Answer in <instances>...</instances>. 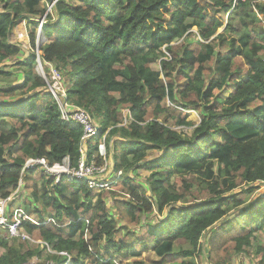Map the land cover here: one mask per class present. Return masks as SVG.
<instances>
[{
  "label": "trees",
  "instance_id": "trees-1",
  "mask_svg": "<svg viewBox=\"0 0 264 264\" xmlns=\"http://www.w3.org/2000/svg\"><path fill=\"white\" fill-rule=\"evenodd\" d=\"M48 1L55 4L42 28V64L64 74L69 102L88 110L101 133L110 129L107 145L115 170L150 173L147 188L127 177L120 182L131 199L117 204L132 217L139 210L165 218L149 219L145 237L131 233V241H115L117 221L106 202L115 195L95 192L83 180H63L54 184V193L35 196L42 201L43 211H35L41 225L25 224L57 252L46 258L65 264L67 258L58 254L66 252L72 264H117L116 257L139 259L150 243L158 257L166 258L175 253L177 240H185L191 248L182 255L197 259L201 238L234 210V219L214 227L211 235L236 236L239 252L250 246L256 230L264 228V191L255 196L264 186V24L259 18L264 0ZM42 2L0 0V85L13 76L8 62L24 53L9 39L18 22L28 21L31 45L26 59L15 63L22 85L0 88V96L12 100L0 102L1 199L16 190L27 158L45 157L53 164L68 157L73 166L81 158L82 128L61 121L59 105L36 71L38 20L46 15L39 10ZM231 14H237V24ZM193 28L201 40L185 45ZM151 59L161 60V71L150 67ZM225 91L227 98L217 94ZM191 106L199 113L198 124L186 122ZM125 110L133 118L127 125ZM162 115L192 126V136L183 138L167 118L159 121ZM96 150L91 147L89 157ZM151 150L161 155L149 157ZM1 245L6 252L0 264H25L34 254L44 258L38 249L23 254L18 246ZM256 254L264 264V246ZM218 257L212 254L216 264H224Z\"/></svg>",
  "mask_w": 264,
  "mask_h": 264
},
{
  "label": "rangeland",
  "instance_id": "rangeland-1",
  "mask_svg": "<svg viewBox=\"0 0 264 264\" xmlns=\"http://www.w3.org/2000/svg\"><path fill=\"white\" fill-rule=\"evenodd\" d=\"M53 3H51L48 0H43V2L40 4L39 10H47L49 9V7L52 6ZM260 5L264 6V1L260 2ZM53 10V9H52ZM259 18L262 19L263 24H264V15H260L259 14ZM228 16H225V20L227 21ZM231 19L234 20L235 24L238 23V16L237 14H231ZM28 21H20L18 22V25L16 27H14L13 31L11 32V35L9 36L10 42L12 44L17 45L18 47H20L23 52L25 53V56L27 55V51L31 50V45L29 42V37L23 41L20 42L18 40V34L24 32V30L27 27L28 30ZM32 26V25H31ZM38 28V27H37ZM29 31V30H28ZM224 31L221 30L220 33H222ZM229 34V33H228ZM200 32L197 28H193L191 31L188 32V34L184 37V43L185 45H188L189 42L190 43H197L199 40H201L200 38ZM230 35V34H229ZM29 36V33H28ZM36 41H37V37H36ZM47 43V40H46ZM184 43H182V45H184ZM41 44H45V40L43 38V36L41 35L40 39H39V45ZM180 43H175L174 45L177 46ZM37 45V43H36ZM194 48H196L195 46H193ZM163 53H167L166 49L163 48L162 49ZM24 53L22 56H18L17 59H13L14 61H10L8 62V66H9V71L12 72L13 71V76L10 79H7L6 81H2L0 88H7L8 83H14V85H22L24 78H23V73L21 71H18V66L15 65L16 62L24 60ZM150 67L153 70L156 71H161V60H156V59H151L149 62ZM12 66H14V68H12ZM212 67L211 63H207L205 65L206 70H210ZM45 69V66L43 67ZM36 71L37 73L41 76V72L38 71L37 66H36ZM45 73H47V70H44ZM209 73V72H208ZM62 76L64 77V74H62ZM209 74H207L206 78H209ZM23 78V80H22ZM163 78V76H162ZM66 89L69 86H66ZM218 95H221L224 98H227L229 96V92H222V93H217ZM26 96H21V94H18V96H16V98L20 99V98H25ZM118 97V96H116ZM11 98H2L0 96V102H8L10 101ZM12 101V100H11ZM171 105V104H170ZM183 111V110H182ZM187 118H186V122L188 123H200V118H199V113L195 110L194 107H189L187 110H185ZM127 115H129L127 113ZM161 120L162 121L163 118H167L168 119V125L170 127H172L173 130L181 133L184 137H191L192 133H193V127L192 126H183V125H178L176 124L173 119L170 118V116H166L164 117L163 115L161 116ZM217 140L220 141V137L217 138ZM91 145H89L90 147ZM149 153V157H155V156H160L161 154L157 151V150H151L148 152ZM215 171L217 172L218 169V165L215 164L214 165ZM128 175L131 177H133L132 182L133 183H139L141 185H143L144 187L147 188L146 185V180L149 178L150 173L145 169V168H136V169H132ZM38 173H34L31 175V179L28 181L27 179V183H26V188H21L19 190V192L17 194H14V192H12V197L11 200L8 202V205L12 208H16V207H23L24 210L29 213V215L31 216V218L33 220H35L36 222H39V217L37 215V213H35L36 210L38 211H43V206L41 203V200H39V202L36 201L35 196L37 195L38 199H41L40 197L42 195H44L45 193H54L55 190V185H50L48 184V180L43 177V179L41 178L42 175H36ZM200 177V176H199ZM176 184V188L177 187H181L182 186V182L179 180V178L177 177H173L172 179V183ZM195 187V185H194ZM261 191H264V186L262 187V189H260V191L255 193V196H258L260 194ZM98 192V191H95ZM106 192H110L112 194H114L115 196L112 197H108L106 199L107 205H108V211L111 215V218L113 217L116 221H117V230L115 232V241H119L120 239H125L128 241H131L133 237L129 236V234H134L138 237H145L146 236V225L149 219H152L153 221H157V220H163L165 218V216H159L158 214L155 213V215H151V216H145V215H141L140 213H142V211L139 210H135L132 211L133 212V217L131 214L128 213V210L126 208H124L123 206H121L120 204H117V201L119 202H123V201H129V196H127L126 193H124L120 188L119 185L114 187V190L111 191H104V192H100V193H106ZM10 195V196H11ZM251 199V198H250ZM248 199L247 202L250 203L251 200ZM0 200L1 199V194H0ZM203 200H198L195 201L196 203H202ZM193 202V201H191ZM247 203V204H248ZM242 209H244V207H241L239 210L242 211ZM47 212H51V209L46 208ZM235 211V210H234ZM234 211L230 212L229 215L219 221L216 226V228H220L223 224H225L229 219H234V217L236 216V213H234ZM48 213V214H49ZM143 214V213H142ZM48 220V219H47ZM241 223H246L247 221H249V219L246 220H238ZM218 232V231H217ZM213 228L211 230H209L200 240L201 242V250H200V254L197 257V259L193 258H185L182 254L184 253V251H188V249H190L191 247L186 243L185 240H177L174 244V250L175 253L171 256H168L166 258H160L158 257V255L155 252V244L154 243H150L147 247V250H145L142 254V256L139 259H121L119 257H116L115 260L117 262V264H182L185 262H197V264H216V262L213 260L212 258V254H218L219 257L217 260H219V258H224L225 259V263L224 264H258L259 262V257L257 256V249L258 247H263L264 246V228L260 229V230H256L255 234H254V239L251 241V245L250 246H243L242 250L236 251V248H234L235 245V239L236 236L230 237L228 234H224L222 232H218L217 234H215L214 236H212L211 234H213ZM30 234V233H29ZM30 240H16V239H11L8 237L7 233L5 232V230H3L2 228H0V256L4 255L6 252V249L1 245V242H6L8 244V246H18L20 247L19 249L21 250V252L23 254L25 253H29V252H34L35 250H40L42 252V256L44 257L43 259L39 260L38 256L36 254L33 255L32 258H30L28 260L27 263L25 264H38V263H44V264H61V263H57L53 260H48L46 257L49 255V252L52 254H56L57 252L53 250L51 245L49 246V249L45 248L44 245L38 244V241H41L43 243H46L43 240H38L36 238V236L34 237L33 235H31ZM84 238L86 241H89L91 239V236L89 233H86L84 235ZM136 247H139V245L136 244ZM43 249V250H42ZM47 251H46V250ZM56 252V253H55ZM64 254H67V256H63L66 257L67 261L65 262V264H72L73 263V256H71L69 253L66 252H61ZM61 253H59L58 255L62 256ZM85 264H88V262H85Z\"/></svg>",
  "mask_w": 264,
  "mask_h": 264
},
{
  "label": "built area",
  "instance_id": "built-area-1",
  "mask_svg": "<svg viewBox=\"0 0 264 264\" xmlns=\"http://www.w3.org/2000/svg\"><path fill=\"white\" fill-rule=\"evenodd\" d=\"M47 10L44 17L38 20L39 25L37 29V69L41 72V77L47 84L48 91L53 95L57 101L60 112L61 121L66 124H74L82 128V141H81V158L76 166L71 164L70 159L67 157L62 163L51 164L45 157L35 158L29 157L24 162L21 169L20 178L17 183V188L14 194H17L21 188H26L27 179L30 174L38 173L45 177L48 181H53V184L61 183L63 180L68 183H74L75 181H85L88 186L98 192L111 191L114 187L119 185L126 177L133 179L124 170H115L113 158L108 153V129L104 134L101 133V128L92 114L77 105L69 102L67 97V89L65 87L64 77L62 73L57 70L52 64H42L40 59L39 39L42 35L43 25L47 23L46 17L48 13L52 12L53 6ZM27 27L24 32L18 34V40L20 42L25 41L28 38ZM48 69L47 73L44 72V67ZM127 113L129 118H127ZM125 125L133 121V118L128 110L124 111ZM99 138V141H97ZM89 145H91L89 147ZM91 147H96L97 150L89 157V151ZM100 160V161H99ZM129 196V195H127ZM11 196L6 199L0 200V228L5 230L8 237L16 240H30L31 236L25 228V224L30 222L34 226H40L41 224L31 218L23 207L12 208L8 202L11 200ZM131 197L129 196V200ZM50 222L48 219L45 224ZM38 244L44 245L49 249L48 244L38 241ZM62 256L67 254L61 253Z\"/></svg>",
  "mask_w": 264,
  "mask_h": 264
},
{
  "label": "crops",
  "instance_id": "crops-1",
  "mask_svg": "<svg viewBox=\"0 0 264 264\" xmlns=\"http://www.w3.org/2000/svg\"><path fill=\"white\" fill-rule=\"evenodd\" d=\"M11 35V34H10ZM25 57V59H26V57H27V55L26 56H24ZM127 118H129V115H127Z\"/></svg>",
  "mask_w": 264,
  "mask_h": 264
},
{
  "label": "water",
  "instance_id": "water-1",
  "mask_svg": "<svg viewBox=\"0 0 264 264\" xmlns=\"http://www.w3.org/2000/svg\"><path fill=\"white\" fill-rule=\"evenodd\" d=\"M217 225H218V224L216 223V224L213 226V228L216 227ZM210 230H211V229H210Z\"/></svg>",
  "mask_w": 264,
  "mask_h": 264
}]
</instances>
